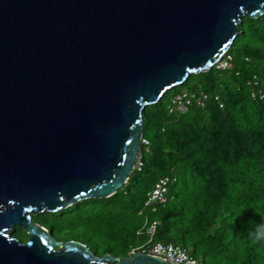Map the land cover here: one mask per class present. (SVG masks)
I'll use <instances>...</instances> for the list:
<instances>
[{
	"label": "water",
	"instance_id": "1",
	"mask_svg": "<svg viewBox=\"0 0 264 264\" xmlns=\"http://www.w3.org/2000/svg\"><path fill=\"white\" fill-rule=\"evenodd\" d=\"M263 6L0 0V264H167L146 252L96 255L30 214L114 193L133 168L142 108L210 68L241 17Z\"/></svg>",
	"mask_w": 264,
	"mask_h": 264
},
{
	"label": "trees",
	"instance_id": "2",
	"mask_svg": "<svg viewBox=\"0 0 264 264\" xmlns=\"http://www.w3.org/2000/svg\"><path fill=\"white\" fill-rule=\"evenodd\" d=\"M237 29L225 50L229 68L190 73L142 108L140 165L114 193L30 214L31 221L96 255L128 256L153 219V241L176 244L199 264H264V240L255 239L264 224V6L254 18L242 16ZM257 88L262 97H251ZM183 91L218 101L168 112L170 98ZM164 175L166 201L151 212L142 200ZM11 233L26 239L18 226Z\"/></svg>",
	"mask_w": 264,
	"mask_h": 264
},
{
	"label": "built area",
	"instance_id": "3",
	"mask_svg": "<svg viewBox=\"0 0 264 264\" xmlns=\"http://www.w3.org/2000/svg\"><path fill=\"white\" fill-rule=\"evenodd\" d=\"M215 69H226L230 67V55L224 52L220 58L212 65ZM247 84L249 82H246ZM251 97L257 95L258 98L262 97L260 89H255L250 93ZM218 101L216 94L209 95L206 92L194 93L192 91H183L174 94L168 104V112L170 113H184L188 106L195 105L197 107H203L209 99ZM218 106L221 103L218 102ZM147 141L144 137L140 136L139 144H146ZM140 160L137 154L134 160L133 167L139 168ZM169 182L168 176H159L153 183L152 187L146 192L142 206L149 209L151 212L155 210L157 205H161L166 201L167 184ZM157 221L150 219L143 223V237L144 240L133 252H146L152 255H157L163 258L167 264H199V261L189 255L187 251L180 246L170 242L153 241V235L155 232Z\"/></svg>",
	"mask_w": 264,
	"mask_h": 264
},
{
	"label": "clouds",
	"instance_id": "4",
	"mask_svg": "<svg viewBox=\"0 0 264 264\" xmlns=\"http://www.w3.org/2000/svg\"><path fill=\"white\" fill-rule=\"evenodd\" d=\"M255 239L257 241L264 240V224L257 227L255 232Z\"/></svg>",
	"mask_w": 264,
	"mask_h": 264
},
{
	"label": "rangeland",
	"instance_id": "5",
	"mask_svg": "<svg viewBox=\"0 0 264 264\" xmlns=\"http://www.w3.org/2000/svg\"><path fill=\"white\" fill-rule=\"evenodd\" d=\"M19 239V238H18Z\"/></svg>",
	"mask_w": 264,
	"mask_h": 264
}]
</instances>
